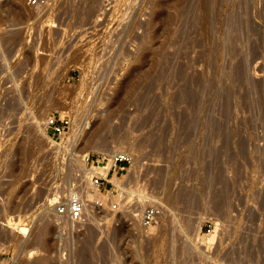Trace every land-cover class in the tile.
Here are the masks:
<instances>
[{"label": "rangeland", "instance_id": "374dc122", "mask_svg": "<svg viewBox=\"0 0 264 264\" xmlns=\"http://www.w3.org/2000/svg\"><path fill=\"white\" fill-rule=\"evenodd\" d=\"M119 148L123 186L59 214ZM0 264H264V0H0Z\"/></svg>", "mask_w": 264, "mask_h": 264}, {"label": "built area", "instance_id": "2783aa9c", "mask_svg": "<svg viewBox=\"0 0 264 264\" xmlns=\"http://www.w3.org/2000/svg\"><path fill=\"white\" fill-rule=\"evenodd\" d=\"M28 6H46L49 0H22ZM71 113L69 111L61 112L54 111L46 115L44 121L45 131L48 136L51 137H65L69 135L71 131ZM135 155L130 152L123 151H89L84 153L82 160L84 164L91 166L101 164L107 169L106 173L95 171L91 174L89 180L92 185L98 186L103 192L109 191L113 188L112 178L113 174H127L129 168L131 167ZM108 165V168H107ZM82 181H85V178L82 177V174H78ZM74 188V187H73ZM72 188V189H73ZM71 189V190H72ZM64 194L61 196L60 193H57V201L53 202L52 206L56 209L59 214L68 216L69 220L73 224L81 225L85 222L87 217V211L85 209V200L83 196L79 193ZM116 189H113V193H116ZM110 202V201H109ZM100 203V202H97ZM100 205H104L101 204ZM99 206V204H98ZM119 208L117 202H113L111 205L112 210ZM160 209L156 205L147 204L140 210V224L142 227L147 229L157 221L159 216ZM148 230V229H147Z\"/></svg>", "mask_w": 264, "mask_h": 264}, {"label": "bare ground", "instance_id": "6f19581e", "mask_svg": "<svg viewBox=\"0 0 264 264\" xmlns=\"http://www.w3.org/2000/svg\"><path fill=\"white\" fill-rule=\"evenodd\" d=\"M50 1L51 0H49L48 1V3H47V5H49V3H50ZM24 2V1H23ZM46 5V6H47ZM34 7V6H33ZM37 7H45V6H37ZM21 13V12H20ZM232 29H233V27H232ZM104 122V121H103ZM105 123V122H104ZM101 125V124H100ZM72 126H73V124L71 125V129H72ZM76 131V130H75ZM96 132V131H95ZM94 132V133H95ZM75 133V132H74ZM86 133V132H85ZM88 135H90V134H88ZM94 136H95V134H94ZM52 138H54V139H62V138H64V137H58V138H56V137H52ZM92 138L94 139V138H96V137H93V134H92ZM93 139H91L90 138V140L89 141H91V140H93ZM97 139V138H96ZM106 142H107V140H106ZM88 143V142H87ZM93 143V142H92ZM98 144V143H97ZM92 147V146H91ZM96 147V146H95ZM98 148V147H97ZM116 149V148H115ZM114 151H123V152H125V150H120V148H119V150L117 149V150H114ZM82 156H83V154H81V155H79V157L77 158V161L79 162V164L80 165H82L83 166V169H84V175H83V177H85L86 178V182H85V184H82V193H83V196L84 197H87V199L85 200V198H84V200H85V209L88 211V210H90L89 209V207H97L96 205V201H95V199L94 198H92V200H91V194H92V197L93 196H95V194H101V190H100V188L98 187V186H94V185H92L91 184V182H90V180H89V178H90V176H91V174L93 173V172H95V171H99V172H103V173H106L107 172V169H105L106 167H103L101 164H99L98 166H92L91 168H89V167H87V165L86 164H84V162H83V160H82ZM76 160V159H75ZM133 166V165H132ZM108 168V167H107ZM130 171V170H129ZM128 171V172H129ZM120 175H124V174H113V176H112V178H110L111 179V181L113 182V181H115L119 186L121 185V181H120V179H121V176ZM128 175V174H127ZM124 184V183H123ZM123 184L121 185V186H123ZM115 186V183L113 182V187ZM123 190L122 191H124V192H126L127 191V188L126 187H124V188H122ZM126 190V191H125ZM103 194V193H102ZM110 197H111V199L112 200H114V199H116V197L117 196H113V195H110ZM53 200V199H52ZM100 202V201H99ZM119 208H120V206H119ZM118 208V209H119ZM94 209V208H93ZM113 210L112 209H110V212L111 213H113L112 212ZM115 212V211H114ZM59 215V214H58ZM62 215V214H61ZM131 215V214H130ZM68 217V216H67ZM133 217V216H132ZM14 220H17V219H14V218H8V220L6 221L8 224H9V222H11V221H14ZM19 221V220H18ZM5 222V223H6ZM14 222H16V221H14ZM151 227V226H150ZM149 227V228H150ZM22 231H27V228L25 227V226H22ZM208 239H211V237H208ZM28 251V250H27ZM32 252V251H31ZM34 255V253L31 255V253H30V257L31 256H33Z\"/></svg>", "mask_w": 264, "mask_h": 264}]
</instances>
